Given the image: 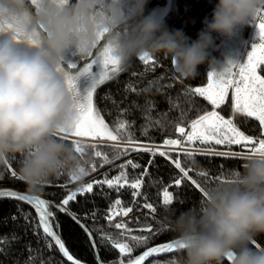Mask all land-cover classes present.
<instances>
[{
	"label": "clouds",
	"instance_id": "obj_1",
	"mask_svg": "<svg viewBox=\"0 0 264 264\" xmlns=\"http://www.w3.org/2000/svg\"><path fill=\"white\" fill-rule=\"evenodd\" d=\"M149 0H0L6 13L29 14L43 29L39 44L18 40L0 29V166L18 162V176L33 194L61 172L79 181L88 175L90 159L61 139L58 128L75 120L67 75L59 71L69 52L80 60L107 50L122 64L144 54L172 61L181 79H195L198 67H222L211 57L213 33L232 39L236 30L256 18L264 0H218L212 19L189 43L183 30L169 31L155 12L145 15ZM9 21H6L8 23ZM68 132L71 128L67 129ZM207 191L198 207L176 215L163 206L161 228L176 233L180 264H264V155H248L243 171Z\"/></svg>",
	"mask_w": 264,
	"mask_h": 264
},
{
	"label": "trees",
	"instance_id": "obj_2",
	"mask_svg": "<svg viewBox=\"0 0 264 264\" xmlns=\"http://www.w3.org/2000/svg\"><path fill=\"white\" fill-rule=\"evenodd\" d=\"M166 1L149 0L148 4L158 2L164 4ZM174 4L175 10L163 22L169 31L180 29L183 30L187 37L197 39L198 33L205 28V18L213 12L215 5L209 0H174ZM209 51L211 57L217 59L219 50L210 49ZM152 57L155 61L154 67L153 65L145 66L139 58H134L131 63L126 65V71L120 74L118 82L110 81L100 86L94 97V101L102 110L101 114L104 115L105 121L110 126H113L121 109H128L129 111L126 116L121 118H126L128 121L133 122L131 131L136 139L142 143L162 144L166 138H178L175 126L181 123V113H183V125L186 126L191 120L198 118L199 115L213 110V107L205 98L198 95L194 96L188 91L208 82L210 66L208 63L200 65L195 79H181L175 72L170 59L165 58L163 55ZM132 73H136L137 75L133 76ZM133 86L136 88V92H125V88ZM109 90L117 102H123L114 106L112 103L102 100L101 97L105 93H108ZM231 104V97L228 96L225 105L221 109H218V111L225 118H232L246 135L261 138L262 129L258 121L239 113L232 115ZM109 111L111 115H108ZM146 117H148L147 121ZM155 121H159V126ZM148 122H151V130L149 131L151 140L142 135V126ZM161 126L165 129L163 132L160 131ZM82 142L86 149V156L90 159L88 166L90 175L84 178L83 181L68 183L67 187L63 188L56 185L65 184L66 181L70 180V176L61 172L50 183L45 185L39 194L53 205L50 207V210L54 213V226L55 222H58L59 227L56 228L55 226V229L68 250L82 262L97 264L96 253L88 234L71 216L59 211L54 205L61 204L62 199L69 192L75 191L80 183L101 180L105 174L109 178L117 175L120 171L119 165L123 164L127 159H132L141 165L139 169L128 168L129 179L138 178L152 157L148 153L133 152L128 156L113 159L116 156V149L111 146L112 143ZM93 145L97 147H93ZM216 148L221 151H227L226 146L223 145L216 146ZM97 150L109 157V162L105 163L103 168L100 167L102 159L94 155V152ZM232 152L240 153V146L233 145ZM170 154L173 159L177 157L175 151H172ZM180 160L183 167L193 169L189 174L208 191L215 185L222 183V181L228 180L233 170L243 171L246 156L230 155L229 157H221L196 155L188 157L181 155ZM93 164L96 167V171L92 169ZM148 171L149 175L143 177V186L141 188L143 197H146V200L145 198L138 197L134 206L132 205L130 189L125 188L120 193H117L115 190L107 189L106 186L102 191L97 186H94L93 193H86L85 195L78 193L76 200L70 201L67 207L90 229H98L104 233L119 236L120 230L110 227L104 217L108 215L109 205L117 198L123 201L124 207L131 206L132 211L128 216H117L114 223L123 220L134 230L147 225H151L154 229L151 234L153 238L149 240L148 245L134 248V251L131 253L132 258H134L142 254L148 247L177 237L173 231L162 229L158 220L163 212L160 193L174 178L180 176L179 170L169 160L157 155ZM205 171L208 173L207 176L200 174ZM13 172H15V176L12 175ZM17 173L18 162L15 160L10 161L5 166H0V187L9 186L30 192ZM169 191L173 192L174 195V201L171 206L176 209V215L189 208L198 207L203 201L202 193L187 180H185L181 187L170 188ZM145 202L153 204L157 211L153 213L148 209L142 208L141 206ZM93 210L96 211L95 220L92 219L91 215L85 219L84 214H91ZM25 214L29 217L28 221L24 219ZM13 216L16 217L15 220L12 219ZM37 223V214L31 205L24 201H17L15 198H0V237H7L9 240H11L13 235L18 237V240L10 244L0 245V249H2L0 251V264H27L30 256L29 245L34 250L31 255L39 253L38 259L34 264H40V259H43L45 264H68L64 261L54 243L51 249L45 246L42 229H35ZM133 234L149 235L146 232L137 231H134ZM92 236L96 239L99 257L103 261V264H120L118 249H114L108 241L102 244L99 231L94 230ZM256 244H259L260 248H264V236L258 237ZM181 257L182 252L178 250L158 259L160 261L175 260L176 264H180ZM124 259L126 262L128 257ZM147 264H152V261ZM225 264H231V262L226 259Z\"/></svg>",
	"mask_w": 264,
	"mask_h": 264
},
{
	"label": "snow or ice",
	"instance_id": "obj_3",
	"mask_svg": "<svg viewBox=\"0 0 264 264\" xmlns=\"http://www.w3.org/2000/svg\"><path fill=\"white\" fill-rule=\"evenodd\" d=\"M35 3V0H31V5ZM6 21H9L6 23ZM258 28L260 42L252 46L251 51L248 53L245 63L228 62L227 67L222 72L213 70L209 73L208 83L206 87H196L189 89L188 91L194 95L205 98L214 110L207 111L203 115H199L198 118L191 120L186 126L183 125V113H181V123L176 124L175 132L178 134V138H166L162 144L155 143H142L136 139L131 131L133 122L128 121L125 117L128 113V109H121L119 115L113 126L105 121L104 115L101 114V109L94 101V97L100 86L105 85L107 82H118V78L121 73L126 71V65L120 61L113 59L107 52V50L94 54L90 59L81 64L78 58L74 62H66L58 70L64 72L67 75V84L70 92L73 96L74 110L77 113L76 119H66L65 127L58 128L57 132L60 134L61 139H66L68 142L76 146L79 150V142L82 139H90L93 141H109L113 142L112 147L116 149V156L113 159H119L122 156H128L130 153H148L152 157L147 162V166L144 167L143 172L140 173L138 178L129 179L128 168L139 169L141 165L138 162H134L132 159H127L123 164L119 165L120 171L117 175L108 177L104 175L103 179L90 182L77 188L75 191L69 192L64 197L61 204L54 205L59 211L65 212L72 217L76 223L84 229L88 234L92 247L96 253L97 264H103V261L99 257V249L97 248L96 239L93 238L92 232H100V241L103 244L105 241L111 243L114 249H118L120 264H145L149 258H155L152 260V264H176L175 260L160 261L158 257L161 254L171 253L174 249L180 247V242L174 240L172 243H165L154 247H148L142 254L132 258L131 253L134 248H139L143 245H148L149 240L152 239V233L154 229L151 225L144 226L138 229H132L128 226V223L123 220L115 222L117 216L126 217L132 211V207H124L123 201L119 198L115 199L108 209V215L104 218L108 222L110 227H114L120 230L119 236L104 233L102 230L90 229L88 226L82 223L81 219L77 215L68 209L70 201H74L77 198L78 193L85 195L86 193H93L94 186H97L101 191L106 186L109 190H115L120 193L123 189H130V195L132 199V205H136L138 197H143L141 188L143 186V177L149 175L148 168L154 163V159L159 155L171 162L176 169L179 170L180 176L174 178L170 184H168L160 193L162 197V206L172 205L174 201L173 192L169 191L170 188L181 187L185 180L190 183L202 193V198L207 196V191L201 186V184L193 178L189 173L193 171L191 168H185L182 166L180 156L194 157L196 155L204 156H221L229 157L237 155H264V75L259 74V71H264V9H261L256 19L253 21ZM8 27L16 34L18 40L21 42H28L31 44H39L43 39V29L40 26L33 27L29 20V14L27 12L23 14H16L14 12L6 13L5 10L0 7V29ZM139 60L145 65L155 66V61L152 56L144 54L139 57ZM259 70V71H258ZM133 76L137 75L132 73ZM229 89L232 90V115L237 113L242 114L245 117L254 118L258 121L259 126L262 129L261 138L257 139L251 135H246L244 131L237 126L232 118H225L224 115L215 109H221L225 105L228 99ZM125 92H136V88H125ZM102 100H106L117 106L118 103L111 95V91L105 93ZM111 115V112H108ZM148 117H146V121ZM159 126V121H155ZM151 122L142 126V135L151 140L149 131L151 130ZM71 128L68 132L67 129ZM165 129L161 126L160 131ZM226 146L227 151H221L216 146ZM240 146L241 152H232V146ZM93 147H97L93 145ZM175 151L177 157L172 158L171 152ZM95 157L101 158V168L104 164L109 162V157L97 150L94 152ZM11 167V165H9ZM223 167V165H221ZM93 171H96V167L92 165ZM235 170H233L234 172ZM207 176L205 171L200 173ZM15 176V172L12 173ZM79 181L75 176H71L69 181H66L63 185H56L58 187L66 188L68 183ZM229 182L228 180L222 181V183ZM0 197L15 198L17 201H24L31 205L37 212L38 223L35 226L36 230H41L43 238L45 240V246L48 249L53 247V243L58 247V250L62 253L63 257L70 262V264H82L80 260L75 259L65 246L64 241L56 230H54V213L50 210L51 202L29 195L20 194L16 191H0ZM183 202V201H180ZM142 208L148 209L155 213L156 207L145 202ZM95 220L96 211L93 210L91 214L85 213L84 218ZM16 219L15 216L12 217ZM25 221H28L27 214L24 215ZM138 222V220H137ZM130 223V222H129ZM56 228L59 227L58 222H55ZM146 232L149 235H134L133 232ZM18 240L15 235L11 240L7 237H0V245L10 244L13 241ZM254 245L260 248L259 244ZM30 252L29 260L27 264H34L38 259L37 255H31L33 249L28 246ZM2 251V249H0ZM125 257H128L125 262ZM51 260V258H49ZM234 257L229 255L228 260H233ZM40 264H45L43 259H40Z\"/></svg>",
	"mask_w": 264,
	"mask_h": 264
},
{
	"label": "rangeland",
	"instance_id": "obj_4",
	"mask_svg": "<svg viewBox=\"0 0 264 264\" xmlns=\"http://www.w3.org/2000/svg\"><path fill=\"white\" fill-rule=\"evenodd\" d=\"M209 1L215 6L218 3V0H209ZM215 6H214V8H215ZM29 7L31 8L32 5L30 4ZM262 9H264V8H262ZM174 10H175L174 0H167L164 4L159 3V2L153 3V4H147L146 9H145V15H148L150 13L155 12L157 17L163 21ZM212 14H213V12L205 18V22H206L205 28H206L207 23L211 21ZM213 38L215 40V47L213 49L219 50L216 61L222 67H217L215 69H212L210 67L209 73L212 72L213 70H217L218 72H222L224 70V68L227 67L228 62L230 60L232 62L245 63L247 60L248 53L252 49V46L254 44L260 42V36H259L258 28L255 25V23H253V22H251L250 24H248L242 28H238L236 30V35L232 39H228L227 37L220 36L219 34H216V33H213ZM193 40H196V39L190 38L189 43H191ZM77 59H78V57L75 55V53L69 52L68 62H74ZM88 60H86V61H88ZM86 61L80 60L81 64L86 62ZM259 74L264 75V71H259ZM207 83L204 85L197 86V87H206ZM228 96H230L231 100H232V90L231 89H229ZM215 110L218 111V109H215ZM257 139H259V138H257ZM81 141L101 142V143L109 142L106 140L105 141H93V140H90L87 138L82 139ZM109 143H113V142H109Z\"/></svg>",
	"mask_w": 264,
	"mask_h": 264
},
{
	"label": "water",
	"instance_id": "obj_5",
	"mask_svg": "<svg viewBox=\"0 0 264 264\" xmlns=\"http://www.w3.org/2000/svg\"><path fill=\"white\" fill-rule=\"evenodd\" d=\"M0 191H16V192H18V193H20V194H24V195H29V196H32V197H39V198H42V199H44V197L42 196V195H40V194H33L32 192H27V191H23V190H19V189H17V188H14V187H9V186H2V187H0ZM0 198H9V197H0ZM27 203V202H26ZM33 208V207H32ZM34 209V208H33ZM35 210V209H34ZM35 212H36V210H35ZM36 214H37V212H36ZM54 226V225H53ZM54 230H56L55 229V226H54ZM178 239V237H176V238H174V239H171V240H169V241H166V242H163V243H160V244H157V245H154V246H158V245H161V244H165V243H172L174 240H177ZM55 245V244H54ZM66 246V245H65ZM154 246H152V247H154ZM57 249H58V247L57 246H55ZM178 250H180L179 248H177V249H174L173 250V252H171V253H165V254H161L158 258H160V257H163V256H166V255H169V254H172V253H174V252H176V251H178ZM59 251V250H58ZM60 252V251H59ZM70 252V251H69ZM60 254H61V256H62V258L64 259V261L65 262H67L68 264H70V262L69 261H67V259L65 258V257H63V255H62V253L60 252ZM70 254L75 258V259H77L71 252H70ZM153 259H155V258H149V260H147L146 262H145V264H147V263H149L150 261H152ZM77 260H79V259H77ZM82 262V261H81ZM231 262V261H230ZM82 264H87V263H85V262H82Z\"/></svg>",
	"mask_w": 264,
	"mask_h": 264
},
{
	"label": "built area",
	"instance_id": "obj_6",
	"mask_svg": "<svg viewBox=\"0 0 264 264\" xmlns=\"http://www.w3.org/2000/svg\"><path fill=\"white\" fill-rule=\"evenodd\" d=\"M89 175H90V173H89V170H88V175H87L86 177H88ZM70 177H71V176H70ZM86 177H85V178H86ZM75 182H78V181H75ZM86 184H88V183H85V182L80 183V184H79V187H81V186H83V185H86ZM79 187H78V188H79Z\"/></svg>",
	"mask_w": 264,
	"mask_h": 264
},
{
	"label": "bare ground",
	"instance_id": "obj_7",
	"mask_svg": "<svg viewBox=\"0 0 264 264\" xmlns=\"http://www.w3.org/2000/svg\"><path fill=\"white\" fill-rule=\"evenodd\" d=\"M164 257V256H163ZM150 263V262H149Z\"/></svg>",
	"mask_w": 264,
	"mask_h": 264
}]
</instances>
